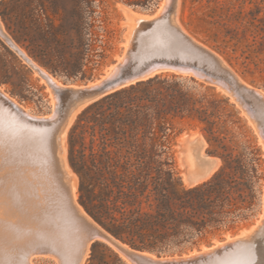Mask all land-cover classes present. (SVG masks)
I'll use <instances>...</instances> for the list:
<instances>
[{"label": "trees", "instance_id": "obj_1", "mask_svg": "<svg viewBox=\"0 0 264 264\" xmlns=\"http://www.w3.org/2000/svg\"><path fill=\"white\" fill-rule=\"evenodd\" d=\"M33 1L1 0L0 15L14 39L54 74L74 80L92 75L107 45L96 28L102 14L93 0H75L53 14L45 0H38L40 10L30 15ZM220 27L214 41L219 42L220 33L223 38L212 46L240 64L244 76L259 74L264 85V41L255 35L242 46L241 25L221 22ZM26 74L21 90H12L24 99ZM10 81L0 78L1 83ZM177 118L201 123L209 152L222 160L210 178L196 184H185L175 170L171 142ZM68 143L79 201L133 246L169 252L193 247L208 233L233 227L256 202L260 148L234 103L194 77L161 72L108 93L79 114ZM85 264L129 263L111 246L95 241Z\"/></svg>", "mask_w": 264, "mask_h": 264}, {"label": "rangeland", "instance_id": "obj_2", "mask_svg": "<svg viewBox=\"0 0 264 264\" xmlns=\"http://www.w3.org/2000/svg\"><path fill=\"white\" fill-rule=\"evenodd\" d=\"M45 2L47 4L49 12L53 14V9H57L58 7L66 5L73 6L75 0H45ZM164 2L165 0H152L149 3H144L141 1L136 3L135 0H93V7L96 8L98 13L102 14L101 19L96 20L95 24L97 26V30H99V35L101 37H104L105 41L107 42V45L105 47V57L101 59L100 65L94 70L92 75L86 77L85 79L77 78V80H74L73 78H67V76L64 74H54L42 65H40L36 60H34L30 56V54L26 51L24 47H22L13 39L14 37L7 29L1 15L0 22L5 32H8L12 36L9 37L24 51H26L27 55L31 59H33L35 62H37V64H39L48 72H50L56 79H58L64 85L72 86L75 88V85L66 84L64 82L71 81L77 84L83 83L88 79L98 77L99 75L103 74L117 59L122 61V64H125L129 58L133 61H138L139 63L154 59L171 60L179 58L181 60L197 59L199 63L204 64L207 62L211 64L212 61L215 62L219 60L218 62H213V65L211 64L212 67L215 66L214 69H216L217 71L219 67L220 70H223V72L219 70V73L222 72L221 74L230 76L228 72H235L238 76L243 79L241 80L248 87L249 85H253V89L252 87H249L250 89L260 90L257 87L264 88V85L262 84L263 79L259 76V74H249L247 76H244L241 73L242 68H240V64H232L227 59L226 55L222 54L212 46V44H219V42H221L223 38V34L220 33L219 42L214 41L215 33L218 32L221 28V22H229L231 26H235L237 24L241 25L240 35L245 36L242 42V46H245L248 42H250L255 35H258V39L260 41H264V0H174L172 6L176 24L171 26L170 24H168L167 18H164L159 22L155 23L159 30L165 32L167 37L166 44L159 46L151 43L152 26L154 25L152 23L138 28L132 41L128 44V41L131 37L134 28V24H132L131 20L128 17L129 15L138 16V14L135 13L134 10L130 7L139 9L145 8L150 10L155 8L158 4L161 5ZM171 3L172 2H170L169 6L171 5ZM38 4L39 1L34 0L33 3L28 7V12L30 13V15L36 14L38 10H40L37 9ZM125 17L127 18V23L125 21ZM43 18L45 22V17ZM32 19V16H30L28 18V21L33 24ZM59 22V19H56V23L59 24ZM99 26H101V28H99ZM179 26L181 27V29L179 28ZM180 31L190 35L195 40L205 44L206 46H202L204 49H202L201 52L203 53H199L197 50L200 48L196 46L182 44L181 36L179 34ZM2 36L3 35L0 33V78L9 77L11 81L9 83L0 82V88L2 90L4 89L3 91H5L9 96L14 98L26 110H28L31 114L35 116L43 117L53 114L54 102L60 104L59 109L63 113V111L65 110V108H63L64 96H60L61 100L60 98L54 99L53 102V96L55 95V92L54 90H52L53 88L47 81V78L45 79V76H43V74L37 73L35 69L29 64V62H26L22 58V56L16 51L14 46H12L10 42L8 43L7 40H5L6 38L4 36L3 38ZM125 39H127V42L124 43ZM206 40H209L210 43H207ZM207 46L215 50L219 55L217 54V57L214 56L215 54L212 55L211 52L208 50ZM228 50L229 52H231V48H228ZM124 51L125 53L128 52L129 55L127 56V58L122 60L119 57ZM240 53L241 49L237 51L236 55H239ZM208 54L210 55L208 56ZM210 56H212V58ZM215 64L218 65L216 66ZM227 67L229 70L232 71H229ZM168 69L174 70L177 73H182L185 75H194L196 76L194 78L198 81L204 82L207 85H211L207 81V79H210V77H206V75L201 71H195V73L178 71L172 68ZM25 72L27 73L26 76L28 78V82L26 85H24L25 89L22 91V94L26 96L24 99L21 96L14 94L12 90L14 88H16L17 90H21V86H23L22 77L24 76ZM116 72L117 68H114L111 72V75H115ZM252 79H256L257 83L252 82ZM203 80H205L206 82ZM215 88L217 91L227 96L232 103H234L235 108L238 110V115L241 117L243 122L246 123V127L249 130V135L253 137L257 146L260 148L261 168L259 172L261 174V177L256 185V202L248 216L238 220L233 227H222L221 229L215 232H210L193 247L189 246L184 250H173L169 254L175 255L174 257H179V254L181 252H186L190 249H198L201 247L203 248V250H206V246L215 243L218 245V248L213 249L212 253L206 254L203 261L201 260V263L200 261H198L195 264H264V253L261 250H258V252H256L257 248L261 244H264V141L262 136H260V132L258 131L256 125L252 123L250 118L240 108V106L237 105L229 97V95L221 89V87ZM261 92L264 94L263 91ZM76 93L79 92L77 91ZM83 101H80V103L77 102L71 106L72 108H70V111H68V114L70 115L69 121L61 137L63 148L62 153L64 155L65 160V170L67 171L68 175H70L69 178H71L72 180L71 182L73 184V191L75 196L74 199L77 202L79 201V178L72 171V168L70 166L68 137L72 126L76 122L79 114L83 111L80 110L89 103V100L87 99ZM255 107L258 108V105H256ZM257 108L256 111L258 114L259 111ZM174 123L175 129L172 133L171 151L174 160L175 170L178 172V175L187 185L196 184L198 182L210 178L221 167L222 160L220 159V157L209 152L210 144L202 130V124L198 121L181 118H177ZM260 123L264 130V123H262L261 121ZM7 125L14 135L17 133H22L21 136L25 139L26 144L30 145L34 150V159L37 162V167L41 168L40 171L42 173L43 182L46 183V187H44L43 189V200H39V206L35 207V209L31 211V218L33 221L32 224L27 225L22 220H18L16 222H12L11 219L0 220V264H3V262L4 264H13L12 260L15 259L14 257H16L17 259L19 257L20 259L18 261L17 259H15L14 263L17 261L15 264H30V262H32L33 264H55L56 260L53 256L38 253L43 247H49V249H51L54 254L55 250L61 251V253L63 254H68L67 257L70 258L71 251L73 252L74 249L77 247L76 245L79 244L78 239L80 237V231L72 221V213L68 201L65 200L62 196L60 188L61 182L59 180V175L62 174V171L49 169V158L51 157L52 139L50 126H39L35 124H29L26 128L21 129V124L19 123H8ZM243 140L244 139H241L240 142H242ZM204 156L212 157L214 161L211 168L206 173L202 172L204 170L203 167L206 161ZM13 192V205L19 212L23 213L24 204L22 203L21 198L15 193V190H13ZM36 201H38V198L36 199ZM80 208L85 215L91 218L83 210L82 206H80ZM250 227L251 229H248ZM61 231L67 232L64 233L66 234V236H63V234L61 235ZM58 232L60 233V235H57ZM54 235L56 236V239L57 237H61V241L63 242V244L61 241L56 242L54 240ZM77 235L78 238L76 237ZM70 236L72 238H70ZM257 236L260 238L262 237V240ZM98 238L100 240L95 239L97 242L111 246L120 254L121 257H123L129 264H131L107 240L100 237ZM253 238L256 240V242ZM225 239L227 240V242L220 243ZM21 247L23 250L21 249ZM23 247L27 248L25 249ZM71 247L73 248V250ZM243 247L245 251H242L244 250ZM69 248L71 249L69 250ZM20 250L22 251L20 252ZM62 250H66L69 253H64L66 251ZM250 250L251 252L249 253L248 251ZM222 251L226 256L223 257V255L221 254ZM193 252L197 251L195 250ZM193 252H190V254H192ZM218 252H220V254ZM15 253H17L18 255H14ZM251 253H253L254 255ZM88 254L86 255V257L88 256ZM9 255L11 257L14 255V259H12ZM21 256H23V258ZM184 256H187V254H184ZM252 257L254 260L252 259ZM2 258L4 261L2 260ZM5 258L7 259L5 260ZM8 258H11V260ZM69 260L70 259L67 260L68 264L70 263ZM5 261L7 263H5ZM86 261L84 260L83 264H85Z\"/></svg>", "mask_w": 264, "mask_h": 264}, {"label": "bare ground", "instance_id": "obj_3", "mask_svg": "<svg viewBox=\"0 0 264 264\" xmlns=\"http://www.w3.org/2000/svg\"><path fill=\"white\" fill-rule=\"evenodd\" d=\"M173 1L174 0H165V2L163 4L159 5L158 11H157V15L159 16L158 17L159 19H157L154 22H151L152 24H154L152 26L151 43H153L155 45L162 46V45L166 44V41H167V37H166L165 32L159 30V28H157L155 23L159 22L160 20H162L164 18H167L168 19V24H170L171 26L176 24V20H175L174 15H173V6H172L173 5ZM170 2H172V3L169 6ZM134 12L137 13L136 11H134ZM137 14H138V16H134V15L130 16L129 15L128 18L131 20L132 24H134V19L136 17H141L142 16L139 13H137ZM0 33L6 38L5 40H7L8 43L10 42V44L12 46H14V48L22 56V58L26 62H29V64L35 69V71L37 73L43 74V76H45V79L47 78V81L49 82V84L53 88L52 90H54V92H55V95L53 96L54 97L53 98V102H54V99L60 98V100H61L60 96H64L63 97V101H64L63 102V108H65V110L63 111V113L59 109L60 108V104L59 103L57 104L56 102H54V112H53V114L42 117V116H35V115L31 114L19 102H17L14 98H12L5 91H3L4 89L2 90L0 88V220L11 219L12 222H16L18 220H22V221H24L25 224L30 225V224L33 223L32 218H31L32 217L31 211H33V209H35V207L39 206V204H40L39 200H43V189H44V187H46V183L43 182L42 173L40 171L41 168L37 167V162L34 159V154H33L34 150L32 149V147L30 145L26 144L25 139L22 138V136H21L22 133H17V134L14 135L7 124L8 123H12V124L13 123H19V124H21V129L26 128L29 124H35V125H39V126H45V125L50 126L51 138L52 139H51V157L49 158V169L62 171V174L59 175V180L61 182L62 176H65L67 178L70 177V175H68L67 171L65 170V160H64V155L62 153V149L63 148H62V140H61V137H62V135L64 133V130H65L67 124H68L69 117H70V115L68 114V111H70V108H72L71 107L72 105H74L77 102L80 103V101H83V100H85L87 98L80 97V93H76L78 91L77 88L72 87V86H68V85H64L58 79H56L50 72H48L42 66L37 64V62H35L33 59H31L27 55V52L24 51L19 45H17L9 37V35L5 32L1 22H0ZM179 34L181 36V43L182 44L189 45V46H196L188 38L187 34H185L184 32H181V31H180ZM198 48H200V49H198L197 51L199 53H203L201 51L204 48L203 47H198ZM209 55L210 54H208V56ZM210 57L212 58V56H210ZM208 59H210V58H208ZM206 61H207V59H206ZM218 61H215V62H218ZM213 62L214 61H212V63ZM220 62H222V61H220ZM208 64H210V63H208ZM166 66L168 68H172V69H175V70H178V71H183V72L200 71V70H196V69H194L192 67H179L177 65L176 66L175 65H166ZM223 67H225V66H223ZM219 68H218V71L220 70ZM227 69H228V67H227ZM220 71L223 72V70H220ZM225 71H226V69H225ZM229 71H232V70H229ZM228 73L230 74L229 77L232 80H235V81L238 80V82L241 85L244 86L243 88L246 91V94L248 95V97L251 100V103L253 105V106H250L248 104L249 105L248 108L249 109H251V108L253 109L254 108V110L256 112V115L258 116V119L262 123H264V94L260 90H256V89H255L256 91L252 90L253 86L249 85V87H252V89H250L245 83H243V81L240 78L235 76L233 74V72L232 73L228 72ZM256 105H258V108L255 107ZM256 108L259 111L258 114H257ZM204 158L206 159V161L204 163V167H203L204 170L202 172L206 173L211 168V166L214 163V161H213L212 157L204 156ZM56 183H57V181H56ZM58 184H59V182H58ZM70 186H71V192H72L73 201H68V203H69V207H70V210H71V213H72V221H73L74 225L78 227V229L80 231V237L78 239L79 240V244L76 245L77 247L74 249L73 252L71 251V255H70L71 257L70 258L67 257L68 254H63V253H61V251L55 250V255H57V257L60 258L61 264H66V263L68 264V262H67L68 259H70L69 260V262H70L69 264H76V260H77L78 253H79L80 249L81 250L83 249V251H84V253L81 256H79L80 257L79 260H81L80 264H83L84 260L86 258V255L88 254V249H89V246H90L91 242L94 241L95 239H99L98 237L104 238L105 240H107L131 264H195L198 261H200V263H201V260L203 261V259L205 258L206 254L212 253L213 249H217L218 248L217 244H216V247H213L212 249L207 247L206 250H208V253H205L203 256H201L199 258H194L197 252H193L192 254H189V255L187 254V256L183 255V257L176 256V257L158 258L154 254L149 253V252L134 251L137 254L144 255L145 259H143L142 261H139L137 259L136 260H131L125 254V251L126 250L127 251H132V250L127 245H124V244H122L120 242H117L103 228H101V226H99L93 220V218H89L87 215L84 214V212L80 208L81 205L74 199L75 196H74L72 182H70ZM13 190H15V193L21 198L22 203L24 204V212L23 213L19 212L13 205V202H14V201L12 202V200H13L12 199V194L14 193ZM37 198H38V201H36ZM83 210H84V208H83ZM263 221H264V219H263ZM5 228H7V227H5ZM21 232H22V230H21ZM58 233H57V235H60V233L59 234ZM64 233H67V232H62L61 235L63 234V236H66V234H64ZM71 236H70V238H72ZM74 236H73V238H74ZM45 237H46V235H45ZM47 237H48V235H47ZM76 237L78 238V235ZM52 238H54V237H52ZM258 238H260V237H258ZM57 239H56V236H55L54 240L56 242L57 241H61L62 238L61 237L60 238L57 237ZM243 241H245V240H243ZM225 242H227V240L226 241H221L220 243H225ZM247 242H248V239H247ZM255 242H256V240H255ZM239 243H242V242H239ZM62 244H63V242H62ZM243 244H245V243H243ZM259 244H260V242H259ZM58 245H59V243H58ZM261 245L257 248L256 252H258V250L259 251L261 250L264 253V244L262 246ZM27 246H29V245H27ZM242 246H244V245H242ZM240 247H241V245H240ZM23 248L26 249L27 247H23ZM50 248H51V246H50ZM71 248H69V250ZM21 249H22V247H21ZM59 249H60V246H59ZM243 249H244V247H243ZM22 250H20V252ZM72 250H73V248H72ZM15 251H16V249H15ZM62 251H66V250H62ZM242 251H245V249L242 250ZM220 252H221V250H220ZM220 252H218V253L220 254ZM248 252L250 253L251 250L248 251ZM64 253H69V252L66 251ZM16 254L17 253H15L14 255H16ZM23 254H25V253H23ZM221 254L223 255V257L226 256V255H224L223 251H222ZM251 254H253V253H251ZM26 255H27V253H26ZM65 255H66L67 259H66ZM13 256L12 257L10 256V257L12 259H14V258L17 259L16 257L13 258ZM21 257L23 258V256H21ZM253 257H252V259H253ZM11 258H8V259L11 260ZM6 259L7 258H5V260ZM2 260H3V258H2ZM14 260H12L13 264H15L20 259L18 257V259H17V261L15 263H14ZM22 261H24V260H22ZM5 263H7V262L5 261ZM3 264H4V262H3ZM19 264H23V263H19ZM30 264H33V263L30 262Z\"/></svg>", "mask_w": 264, "mask_h": 264}, {"label": "water", "instance_id": "obj_4", "mask_svg": "<svg viewBox=\"0 0 264 264\" xmlns=\"http://www.w3.org/2000/svg\"><path fill=\"white\" fill-rule=\"evenodd\" d=\"M159 5L160 4H158L155 8L150 9V10L149 9H145V8H140L139 9V8L130 7L134 11H136L137 13L141 14L142 16L141 17H136L134 19V28H133L131 37H130V39L128 41V44L132 41V39H133L136 31L138 30V28H140L141 26L148 25L151 22H154L157 19H159L158 18L159 16L157 15V11H158ZM125 21L127 23V18L126 17H125ZM128 27H129V25H128ZM179 28L181 29L180 26H179ZM8 35L11 36L9 33H8ZM187 36L196 45V47L206 46L205 44L195 40L190 35L187 34ZM125 42H127V39H125L124 43ZM208 49L211 52V54L212 53L215 54V55L218 54L215 50L211 49L210 47H208ZM128 55H129L128 52L125 53V51H124L123 53H121L119 58H121L123 60V59L127 58ZM166 65H175V66L177 65L179 67H192V68H194L196 70L202 71L206 75V77L207 76L210 77V79H207L209 84H211V85H213V86H215L217 88L221 87V89L224 90L229 95V97L237 105L240 106V108L250 118L252 123H254L256 125L258 131L260 132V136H262L263 141H264V130H263V127H262V125H261V123H260V121L258 119V116L256 115V112H255L254 108L253 109L252 108L251 109L248 108L249 105L250 106H253V105H252L251 100L249 99L248 95L246 94V91L243 88L244 86L241 85L238 82V80L237 81L232 80L229 76L219 73V71L214 69V66L212 67L211 64H208L207 62L204 63V64L203 63H199V61H197V59H195V60H192V59L181 60L179 58L171 59V60L154 59V60H150V61H145V62L139 63L138 61H133V60H131L129 58L128 61L125 64H122V61L117 59L114 63H112L110 65V67L103 74L99 75L98 77H94V78L88 79L87 81H85L83 83H80V84H77V83H74V82H71V81H65L64 83L75 85L77 90H78V92L80 93V97H85V98H87V100H89V103L80 110V111H82L87 106L92 104L93 102L99 100L100 98L104 97L108 93L113 92V91H115V90H117V89H119L121 87H124L126 85L135 83V82H137L139 80H142V79L149 78V77H151V76H153V75H155L157 73H161V72H175L174 70L168 69V67ZM114 68H117V72H116L115 75H111V72H112V70ZM175 73H177V72H175ZM233 73H234L235 76H237L240 79H242L235 72H233ZM178 74H181V75H184V76H187V77H196V76L191 75V74H186V75L182 74V73H178ZM203 81H205V80H203ZM0 86H1V83H0ZM257 88L264 92V88H262V87H257ZM51 112H52V108H51ZM209 155H211V154H209ZM72 171L77 175V173L73 170V168H72ZM71 181L72 180L70 178H66L65 176H62V178H61V192H62V196L67 201H73L72 192H71V186H70V182ZM78 203L84 208V206L81 204L80 201H78ZM84 210L111 237H113L117 242H120V243H122L124 245H127L132 250V251H127V250L125 251V254L131 260H136L137 259L139 261H142L143 259H145L144 255L137 254L134 251L149 252V253L155 254L158 258L167 257V256H169V257H174L175 256V255H170L169 251L151 250V249H147V248H142V247H137V246L131 245L130 243H128L127 241L123 240L122 238L116 236L111 231H109L106 227H104L85 208H84ZM248 229H251V227L248 228ZM237 235H235V236H237ZM95 241L96 240H94L91 243L90 248H89V254L85 258V261L88 260L90 254H91V251H92V245H93V243ZM223 241H226V239L223 240ZM206 247L212 249L213 247H216V244L213 243V244H211L209 246H206ZM195 250L197 251V253H196L194 258H199V257L203 256L205 253H208V250H203V248L201 247V248H198V249L193 248V249H190V250H188L186 252H181L179 254V256L183 257L184 254H188L189 255L190 252H193ZM38 253L51 255L56 260L55 264H61L60 258H58L57 255H55L51 251V249H49V247H43L41 249V251L38 252ZM83 253H84L83 249L82 250L80 249V251L78 253L77 260H76V264H80L81 260H79V258H80L79 256H81Z\"/></svg>", "mask_w": 264, "mask_h": 264}]
</instances>
